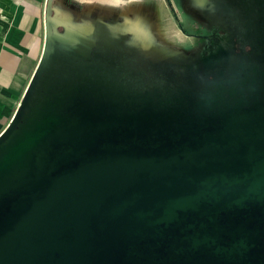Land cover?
<instances>
[{
  "label": "water",
  "instance_id": "water-1",
  "mask_svg": "<svg viewBox=\"0 0 264 264\" xmlns=\"http://www.w3.org/2000/svg\"><path fill=\"white\" fill-rule=\"evenodd\" d=\"M47 47L0 136V264H264V100L218 118L92 120L45 90Z\"/></svg>",
  "mask_w": 264,
  "mask_h": 264
},
{
  "label": "rangeland",
  "instance_id": "rangeland-1",
  "mask_svg": "<svg viewBox=\"0 0 264 264\" xmlns=\"http://www.w3.org/2000/svg\"><path fill=\"white\" fill-rule=\"evenodd\" d=\"M166 6L170 17L150 0L142 4L145 12L131 19L117 14L98 19L88 48L74 59H57L62 50L53 44L40 72L51 87L48 93L80 86L120 99L145 93L191 107L202 92L207 65L214 71L209 73L223 78L233 75L242 59H264V0H166ZM215 41L226 50L206 58L202 46ZM59 45L73 48L65 37Z\"/></svg>",
  "mask_w": 264,
  "mask_h": 264
},
{
  "label": "crops",
  "instance_id": "crops-1",
  "mask_svg": "<svg viewBox=\"0 0 264 264\" xmlns=\"http://www.w3.org/2000/svg\"><path fill=\"white\" fill-rule=\"evenodd\" d=\"M156 1L160 10L168 13L166 0ZM148 2L150 0H0V136L14 122L29 95L51 40L66 37L74 46L77 44L75 36L90 31L98 19L113 14L131 19L145 12L141 7ZM61 28L67 31L66 36Z\"/></svg>",
  "mask_w": 264,
  "mask_h": 264
},
{
  "label": "flooded vegetation",
  "instance_id": "flooded-vegetation-1",
  "mask_svg": "<svg viewBox=\"0 0 264 264\" xmlns=\"http://www.w3.org/2000/svg\"><path fill=\"white\" fill-rule=\"evenodd\" d=\"M61 30L65 32L66 36L67 31H64V28H61ZM89 32V30H85L84 34L75 36V38H77L75 40L77 41V44L74 45L72 50L59 45L63 39L60 41L51 40L49 57L51 58V55H53L52 45L55 44L56 46L61 47L62 50L61 52L57 53V59L62 60L61 58L64 56L74 59L80 54V50L84 51L88 48L87 43L89 41ZM80 42H83V45H81ZM202 48L203 52L206 53L204 54L205 57L212 59L215 52H224L227 47L222 42L215 41L214 44L205 42ZM257 56V60L259 61L258 63H254V61L248 62L242 59L243 61L240 62L237 70L234 71L235 73L228 81L224 78L219 79L220 77H217L216 73H209L208 71H211L212 68L210 65H207V72L204 71L206 74H208L205 81L206 92H201L199 95L198 103L200 106L194 108L193 110H183L180 114H176V110H179L173 108L170 109V113H162L161 111H158L149 101L146 102L142 99H136V101H132L129 104L124 100L114 101L109 95L107 96L103 95L102 93H93L92 90H89L92 94H88L89 92L87 89L80 86L77 87V95H72L70 93L71 90L67 89L68 98H66L63 108H65L67 113L77 114L79 112L80 114H84L87 118L92 120L106 119L110 115L117 113L120 114L122 112L126 113V111L130 109L134 110L133 114L137 116L140 115L142 118L150 121L151 123H169L173 120L190 121V119L201 116L218 118L235 107L245 108L248 105L254 104L256 101L264 100V59H262V56L260 55ZM46 68V71H48L49 66ZM45 88L46 91L51 90V87L48 88L47 84L45 85ZM63 91L65 92V89ZM63 91L61 90V92ZM115 105L117 106L115 107Z\"/></svg>",
  "mask_w": 264,
  "mask_h": 264
}]
</instances>
